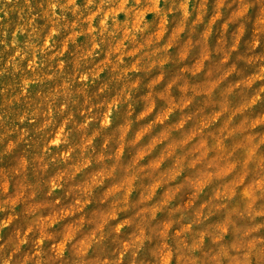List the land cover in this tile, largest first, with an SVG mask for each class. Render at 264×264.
I'll return each instance as SVG.
<instances>
[{"label":"clouds","instance_id":"1","mask_svg":"<svg viewBox=\"0 0 264 264\" xmlns=\"http://www.w3.org/2000/svg\"><path fill=\"white\" fill-rule=\"evenodd\" d=\"M0 264H264V0H0Z\"/></svg>","mask_w":264,"mask_h":264}]
</instances>
